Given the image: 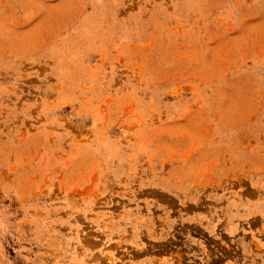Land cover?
Listing matches in <instances>:
<instances>
[{"label":"rangeland","instance_id":"obj_1","mask_svg":"<svg viewBox=\"0 0 264 264\" xmlns=\"http://www.w3.org/2000/svg\"><path fill=\"white\" fill-rule=\"evenodd\" d=\"M0 264H264V0H0Z\"/></svg>","mask_w":264,"mask_h":264}]
</instances>
